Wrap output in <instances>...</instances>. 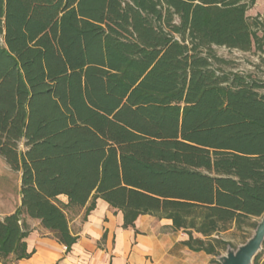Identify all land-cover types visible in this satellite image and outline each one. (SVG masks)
Masks as SVG:
<instances>
[{
	"label": "trees",
	"instance_id": "1",
	"mask_svg": "<svg viewBox=\"0 0 264 264\" xmlns=\"http://www.w3.org/2000/svg\"><path fill=\"white\" fill-rule=\"evenodd\" d=\"M256 2L0 0V155L22 173L0 263L31 255L26 217L70 250L67 210L99 198L124 227L148 214L194 251L234 247L222 234L264 215V83L215 46L264 53Z\"/></svg>",
	"mask_w": 264,
	"mask_h": 264
},
{
	"label": "crops",
	"instance_id": "2",
	"mask_svg": "<svg viewBox=\"0 0 264 264\" xmlns=\"http://www.w3.org/2000/svg\"><path fill=\"white\" fill-rule=\"evenodd\" d=\"M0 157L6 163L0 175L8 185L0 192V217H4L21 206L22 173L16 171L17 185L10 189L8 179L15 171ZM61 199L67 202L66 197ZM67 214L70 231L77 236L70 250L40 220L26 217L30 231L25 240L31 255L7 264H221L217 256L183 243L187 234L175 230L169 219L141 215L134 227H124L123 212L101 198L88 215L86 207L68 209Z\"/></svg>",
	"mask_w": 264,
	"mask_h": 264
},
{
	"label": "rangeland",
	"instance_id": "3",
	"mask_svg": "<svg viewBox=\"0 0 264 264\" xmlns=\"http://www.w3.org/2000/svg\"><path fill=\"white\" fill-rule=\"evenodd\" d=\"M262 14H264V0H258L256 4L248 10V16L250 17L251 23H254V18ZM215 49L218 55L225 60L221 66L226 71H239L264 83V53L257 51L255 48L249 52H243L237 49H229L224 46H215ZM21 148H23L22 145ZM5 166L6 163L0 157V170L5 168ZM1 176L2 175H0V192L4 189V187L6 188L8 186H5L4 181L6 180L2 179L3 177L1 178ZM17 178L18 173L16 171L9 177L8 180L10 182V189H13L15 182L17 183ZM261 218L262 217L252 218L251 220L247 221L241 229H236L234 226H232V228L224 232L222 236L234 245L233 249H237L253 235L256 227H254L252 224H258ZM226 251L227 250H223L221 254H225Z\"/></svg>",
	"mask_w": 264,
	"mask_h": 264
},
{
	"label": "water",
	"instance_id": "4",
	"mask_svg": "<svg viewBox=\"0 0 264 264\" xmlns=\"http://www.w3.org/2000/svg\"><path fill=\"white\" fill-rule=\"evenodd\" d=\"M264 243V215L258 222L253 235L237 249L229 247L225 254L217 256L221 264H253Z\"/></svg>",
	"mask_w": 264,
	"mask_h": 264
}]
</instances>
